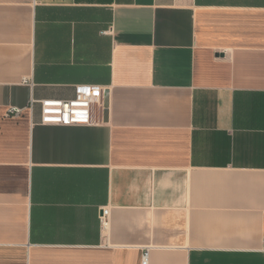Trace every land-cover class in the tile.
Instances as JSON below:
<instances>
[{"label":"crops","instance_id":"0c3cea01","mask_svg":"<svg viewBox=\"0 0 264 264\" xmlns=\"http://www.w3.org/2000/svg\"><path fill=\"white\" fill-rule=\"evenodd\" d=\"M145 254L264 264V0H0V264Z\"/></svg>","mask_w":264,"mask_h":264},{"label":"built area","instance_id":"2783aa9c","mask_svg":"<svg viewBox=\"0 0 264 264\" xmlns=\"http://www.w3.org/2000/svg\"><path fill=\"white\" fill-rule=\"evenodd\" d=\"M106 97L107 91L98 86H79L72 100L43 101V120L62 124H92L95 122L96 107L104 112ZM20 113L21 110L16 108L8 111L9 116H18ZM146 259L147 254L144 255L143 264H146Z\"/></svg>","mask_w":264,"mask_h":264},{"label":"water","instance_id":"95a60500","mask_svg":"<svg viewBox=\"0 0 264 264\" xmlns=\"http://www.w3.org/2000/svg\"><path fill=\"white\" fill-rule=\"evenodd\" d=\"M105 114H106V112H105Z\"/></svg>","mask_w":264,"mask_h":264}]
</instances>
